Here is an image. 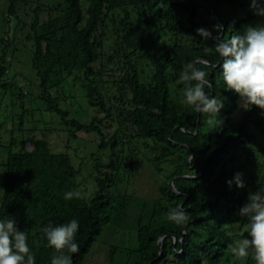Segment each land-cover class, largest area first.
I'll return each instance as SVG.
<instances>
[{"label":"trees","instance_id":"1","mask_svg":"<svg viewBox=\"0 0 264 264\" xmlns=\"http://www.w3.org/2000/svg\"><path fill=\"white\" fill-rule=\"evenodd\" d=\"M258 3L264 7V0ZM221 4L227 9L221 11ZM15 9V0H10L7 12ZM256 14L252 0H62L31 8L32 66L39 98L73 132L96 134L91 156L98 172L99 153L110 148V169L104 177L94 176L91 195L71 200L64 199L66 192L81 191L71 151H53L43 137L32 139L30 149L23 145L8 151L2 162L0 221L12 218L26 233L35 264H51L61 254L43 232L50 222L58 226L78 221L79 252H62L72 264H83L112 213L135 230L137 245L122 253L110 246L109 264L254 263L253 249L237 258L231 248L250 239L248 229L238 231L248 220L238 213L249 193L261 186L253 180L249 164L264 151V109L247 105L239 120L233 119L239 95L223 81V58L215 44L218 36H242V23ZM215 25H222L223 31L217 33ZM198 28L210 31L212 38L198 35ZM183 37L193 42L188 45ZM197 60L206 62L196 65L206 73L205 93L223 102L218 114L199 112L185 102L180 77L186 65ZM3 62L0 57V86L12 84L5 81ZM72 75L97 109L86 122L69 118V111L59 106L67 98L60 88ZM133 139L144 146L152 141L148 147L155 151L151 160L157 169L161 161L171 166L158 183L157 197L127 193L117 183L122 175L115 147L126 141L133 158ZM188 155L194 157L190 162ZM238 172L244 188L228 184ZM178 206L189 217L184 224L168 218L170 209Z\"/></svg>","mask_w":264,"mask_h":264},{"label":"rangeland","instance_id":"2","mask_svg":"<svg viewBox=\"0 0 264 264\" xmlns=\"http://www.w3.org/2000/svg\"><path fill=\"white\" fill-rule=\"evenodd\" d=\"M61 1L15 0V12L8 13L10 0H0V57L3 58V63L7 67L5 81L12 82V84L0 86V184L3 181L5 169L2 162L7 157L8 151H15L23 145L30 149L32 139L43 137L47 139L53 151L67 149L74 154V165L78 170L77 180H79L80 189L84 196H90L95 189L94 176L97 174L104 177L103 172L110 169L106 166L109 162L110 148L106 146L99 153V170L101 172H98L95 166L96 162L91 156L95 145L93 139L96 134L89 132L86 135V132L80 130L73 132V128L63 123L58 115L46 110L43 101L39 98V80L32 66L31 8L38 3L52 6ZM219 8L221 11L227 9L224 4H221ZM222 16H224L223 13ZM248 25H264V15L256 14L254 19L242 23L244 29ZM182 39L188 45L193 42L188 37ZM60 89L67 98L61 99L59 106L69 111V118L74 117L81 122H86L97 112V109L91 106L80 92L79 82L74 80L73 75L65 80ZM50 93L53 95L56 90L52 89ZM236 104L237 107L232 113L235 121L239 120L246 109L240 97ZM102 127L108 129L109 126L103 122ZM72 132L76 136H73ZM12 139L15 144L11 142ZM141 142V140L135 139L130 141V144L136 145L133 158H131L129 144L126 141L115 147L118 155L115 161L117 172L122 175L121 180L117 183L127 193L144 198H154L158 196V183L166 179L171 166H167L166 161H161L159 169H157L151 160L155 151L153 152L151 147H148L152 141L148 140L147 146ZM146 149L150 151H146ZM253 149L258 150V147L255 146ZM253 149L250 148V150ZM69 151L68 153H70ZM263 152L262 154L259 152L261 155L258 153L257 159L252 156L253 161L249 164L253 170V180L261 182L260 187H264ZM131 161L133 165L130 164ZM119 219L118 214L112 213L111 220L103 223L102 230L86 254L83 264H109L110 246H118L122 253L128 247L137 245L135 230L127 227ZM249 227V220H247L243 228L238 231L241 233L243 229H249ZM253 264H256V261Z\"/></svg>","mask_w":264,"mask_h":264},{"label":"clouds","instance_id":"3","mask_svg":"<svg viewBox=\"0 0 264 264\" xmlns=\"http://www.w3.org/2000/svg\"><path fill=\"white\" fill-rule=\"evenodd\" d=\"M252 7L257 10V14L264 15V7L260 6L258 0H252ZM214 27L217 33L223 31L222 25ZM196 32L205 39L212 38L211 32L204 28H198ZM215 50L223 58L220 67L227 89L239 95L244 107L256 105L264 109V25H248L242 36L233 35L230 39L218 36ZM204 63L206 62L203 60L189 62L180 77L185 83V102L195 106L199 112L218 114L223 108V102L205 93L206 73L196 66ZM191 81L196 83L193 85ZM193 159V156L188 155V162ZM242 175L236 173L233 180L228 181L229 186L234 182L238 188H244ZM74 197L84 198V193L69 191L64 195L66 200ZM238 215L248 218L250 239L237 241L231 252L237 258H245L251 248L254 250L256 264H264V187L249 193L248 201L239 209ZM168 218L177 224H184L189 220L182 206L170 209ZM16 224L12 218L0 221V264H35L26 233L19 230ZM78 227V221L73 219L58 226H53L50 222L43 228L48 244L61 253L52 258L51 264H72L70 256L63 254L62 250L67 248L70 253L79 252L80 246L75 242Z\"/></svg>","mask_w":264,"mask_h":264},{"label":"water","instance_id":"4","mask_svg":"<svg viewBox=\"0 0 264 264\" xmlns=\"http://www.w3.org/2000/svg\"><path fill=\"white\" fill-rule=\"evenodd\" d=\"M212 7H214V4H213ZM170 185H171L172 188L174 187V186H173V181H172V180L170 181Z\"/></svg>","mask_w":264,"mask_h":264}]
</instances>
